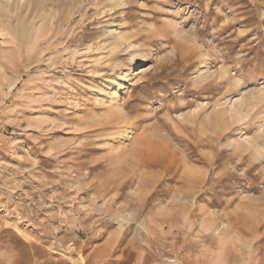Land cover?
<instances>
[{"label":"rangeland","instance_id":"1","mask_svg":"<svg viewBox=\"0 0 264 264\" xmlns=\"http://www.w3.org/2000/svg\"><path fill=\"white\" fill-rule=\"evenodd\" d=\"M13 263L264 264V0H0Z\"/></svg>","mask_w":264,"mask_h":264},{"label":"bare ground","instance_id":"2","mask_svg":"<svg viewBox=\"0 0 264 264\" xmlns=\"http://www.w3.org/2000/svg\"><path fill=\"white\" fill-rule=\"evenodd\" d=\"M132 63H133V65L134 66H137V65H139L140 63H139V60H137V59H132V61H131ZM134 66H131V67H129V68H133ZM115 83H116V81H114ZM114 82L113 83H110V84H114ZM220 124H222V123H220ZM168 140V139H167ZM166 140V141H167ZM162 143L163 142H161V143H159L158 141H157V143H153L152 145H151V151L150 152H145V154L144 155H142V153L144 152H141V156H143L142 158H141V161H142V164H144L145 166L146 165H148V166H151V167H165V166H170L171 164H169V162H171V163H173L172 161H174V160H171L170 161V157H162V156H160V154H161V146H162ZM170 144V143H169ZM167 145V144H166ZM165 145V146H166ZM101 145H99L98 147H100ZM103 146V145H102ZM167 147V146H166ZM169 148V147H168ZM146 151V150H145ZM174 151H176L175 149H174ZM168 152V151H167ZM171 152V151H170ZM165 153V152H164ZM172 153V152H171ZM176 154H178V153H176ZM137 155V154H136ZM165 155V154H164ZM177 156V155H176ZM138 157V156H137ZM172 167V166H171ZM168 168H170V167H168ZM167 168V169H168ZM145 171V170H144ZM154 172V171H153ZM137 175V174H136ZM145 175V174H144ZM18 261V260H17ZM13 264H15V263H13Z\"/></svg>","mask_w":264,"mask_h":264}]
</instances>
